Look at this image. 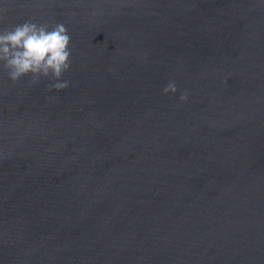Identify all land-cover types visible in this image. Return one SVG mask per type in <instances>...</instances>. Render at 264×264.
<instances>
[{"label": "water", "instance_id": "95a60500", "mask_svg": "<svg viewBox=\"0 0 264 264\" xmlns=\"http://www.w3.org/2000/svg\"><path fill=\"white\" fill-rule=\"evenodd\" d=\"M27 20L70 87L0 66V264H264V0H0Z\"/></svg>", "mask_w": 264, "mask_h": 264}, {"label": "clouds", "instance_id": "9594fccd", "mask_svg": "<svg viewBox=\"0 0 264 264\" xmlns=\"http://www.w3.org/2000/svg\"><path fill=\"white\" fill-rule=\"evenodd\" d=\"M71 56V37L63 23L49 26L27 20L0 30V66L13 84L24 77H30L32 84L43 78L53 81L47 86L49 92L66 90L70 83L62 77L71 68ZM163 92L175 94V82H169ZM187 98L186 92L179 97L181 102Z\"/></svg>", "mask_w": 264, "mask_h": 264}]
</instances>
